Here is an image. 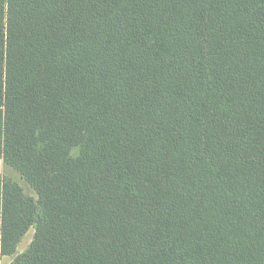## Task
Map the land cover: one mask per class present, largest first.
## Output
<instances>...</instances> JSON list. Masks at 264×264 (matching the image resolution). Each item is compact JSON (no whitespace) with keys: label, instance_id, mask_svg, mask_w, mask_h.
<instances>
[{"label":"trees","instance_id":"16d2710c","mask_svg":"<svg viewBox=\"0 0 264 264\" xmlns=\"http://www.w3.org/2000/svg\"><path fill=\"white\" fill-rule=\"evenodd\" d=\"M0 161L10 264H264V0H0Z\"/></svg>","mask_w":264,"mask_h":264},{"label":"rangeland","instance_id":"374dc122","mask_svg":"<svg viewBox=\"0 0 264 264\" xmlns=\"http://www.w3.org/2000/svg\"><path fill=\"white\" fill-rule=\"evenodd\" d=\"M78 153L77 149H74L72 151V155L76 156ZM0 175L3 176H7L9 178H11L13 181H15L16 183H18L23 191L25 192V194L30 195L32 197H35L34 193L32 192V190L26 185V183L19 177V175L17 173H15L14 171H12L11 169L5 167L2 162L0 161ZM33 232L30 230L28 233H26L25 237H23L22 241L20 242L19 246H18V250H24L27 245H28V241L31 239Z\"/></svg>","mask_w":264,"mask_h":264},{"label":"crops","instance_id":"0c3cea01","mask_svg":"<svg viewBox=\"0 0 264 264\" xmlns=\"http://www.w3.org/2000/svg\"><path fill=\"white\" fill-rule=\"evenodd\" d=\"M30 231V230H29ZM28 231V232H29ZM31 231L33 232V229H31ZM27 232V233H28ZM34 233V232H33ZM26 236V235H25ZM24 236V237H25ZM32 238H33V234H32V237H31V239L28 241L29 243H28V245L30 244V242H31V240H32ZM22 241V240H21ZM20 244V243H19ZM28 245H27V247H28ZM19 246V245H18ZM26 247V248H27ZM26 248L24 249V250H18V247H17V252H16V254H20V253H22L23 251H25L26 250ZM13 258L14 257H2L1 258V260H0V264H10L11 263V261L13 260Z\"/></svg>","mask_w":264,"mask_h":264}]
</instances>
